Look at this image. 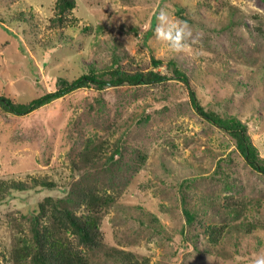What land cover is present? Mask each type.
<instances>
[{"label":"rangeland","instance_id":"rangeland-1","mask_svg":"<svg viewBox=\"0 0 264 264\" xmlns=\"http://www.w3.org/2000/svg\"><path fill=\"white\" fill-rule=\"evenodd\" d=\"M55 2L0 0V16L6 17L0 21V95L30 100L51 90L60 75L77 77L92 63H106L113 50L129 52L149 67L153 55L175 57L204 104L238 113L264 155V0H77V25L63 31L50 25ZM178 5L186 7L182 14ZM161 8L171 19L188 22L191 42L184 49L173 51L157 36ZM230 9L241 18L232 26ZM24 10L32 20L17 19ZM159 69L168 71L167 63ZM104 94V111L87 87L28 114L0 110V174L68 179L88 135L113 131L117 136L127 127L132 143L149 155L128 185L101 165L84 167L115 196L102 219L104 243L86 248L88 264H254L264 255V174L246 162L230 134L198 112L187 87L179 80L126 83ZM145 109L148 124L140 126L137 119ZM135 151L129 148L123 161L133 163ZM188 179L193 180L183 188ZM66 193L63 185L38 187L0 200V249L29 231L31 210L41 199ZM230 194L249 201L246 214L260 227L249 232L248 220H237L213 243L204 229L222 223L225 208L219 202ZM208 197H215L214 207L203 201ZM194 203L200 214L191 226L184 207L197 208ZM0 264L12 263L0 256Z\"/></svg>","mask_w":264,"mask_h":264},{"label":"trees","instance_id":"trees-1","mask_svg":"<svg viewBox=\"0 0 264 264\" xmlns=\"http://www.w3.org/2000/svg\"><path fill=\"white\" fill-rule=\"evenodd\" d=\"M76 6L77 0H56L55 15L51 17L50 25L60 31L66 27L77 25L78 18L73 13ZM176 9L179 14H182L186 7L178 5ZM230 13V26H232L241 18H236L238 13L236 9H230ZM5 18V16H0V21L5 23ZM17 19L26 22L32 20L33 15L24 10L20 11ZM32 24L36 25L34 22ZM257 27L262 30L260 26ZM189 42L191 40L187 38L186 43ZM208 60L211 65L214 64L213 59L209 58ZM150 62L152 67H149L145 62L137 61L129 52L113 50L110 60L106 63L102 65L92 63L88 71L77 77L69 78L60 75L56 78L55 86L51 90L30 100H17L9 95L1 94L0 110L16 115L28 114L75 90L87 87L94 91L92 101L98 104L100 111L102 108L104 111L106 106L104 93L110 86L126 83L160 85L169 84L171 80H179L187 87L192 105L198 112L208 121L220 126L230 134L233 144L244 156L246 162L256 171L264 174V155L261 154L259 147L253 141L249 125L241 119L238 113L221 109L211 101L208 106L204 104L197 89L191 83V76L175 57L165 59L153 55ZM165 63H167L168 71L164 72L159 69V66ZM223 65L226 64L223 63ZM163 95L168 99V93L164 92ZM94 105L95 103L91 104L93 107ZM158 111L162 112V108ZM102 118L107 119L108 117L103 114ZM137 120H139L140 126L148 124L147 109L143 114H140ZM129 148L136 150L133 163L123 161ZM148 156L146 147L136 148V145L132 143L131 131L125 127L117 136L113 131L106 132L105 135L98 131L88 135L82 158L79 162L73 161L72 174L68 179L60 181L55 176L48 174H27L25 179L17 178L14 175L3 176L0 174V200L8 197L13 191L38 187L55 188L63 185L67 191L65 195L50 194L41 199L37 206L31 210L29 231L24 236H20L9 249L8 247L0 249V256L12 264H88L86 248L99 247L104 243L102 219L107 207L114 202L115 196L107 191L105 183H101L98 178L92 179V176L88 175L91 170L86 169L87 165L92 163L101 165L103 170L109 171L111 175L120 178L119 180L128 185L136 172L145 165ZM127 173H130V176ZM77 174L80 177L75 180ZM222 178L224 184L230 187L229 177L224 175ZM191 180L193 179L186 180L183 188H187ZM203 201L207 206H215L213 203L215 197H208ZM219 203L225 208L223 214L225 217L222 218V223H215L204 229L205 236L209 241L221 242L225 233H228V228L235 225L237 220L247 219L248 224L244 222V225H251L248 228L249 232L260 227V224L249 220L246 214L249 201L245 197L230 194ZM194 205L197 208L189 205L184 207L186 220L191 226H195L200 212L197 203ZM213 214L215 215L214 212ZM196 233L193 234L195 240L199 238V232ZM123 258H126V255ZM130 263L132 262L130 261Z\"/></svg>","mask_w":264,"mask_h":264},{"label":"clouds","instance_id":"clouds-1","mask_svg":"<svg viewBox=\"0 0 264 264\" xmlns=\"http://www.w3.org/2000/svg\"><path fill=\"white\" fill-rule=\"evenodd\" d=\"M158 23L156 26L157 36L167 41L168 47L173 51H180L185 48L187 38L191 35V28L187 21L180 22L170 18L166 8L159 10ZM254 264H264V255H260L254 261Z\"/></svg>","mask_w":264,"mask_h":264}]
</instances>
